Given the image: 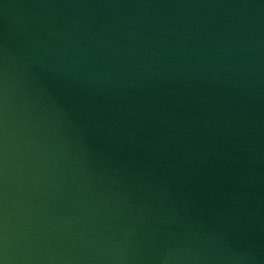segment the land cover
Here are the masks:
<instances>
[{
  "label": "water",
  "instance_id": "water-1",
  "mask_svg": "<svg viewBox=\"0 0 264 264\" xmlns=\"http://www.w3.org/2000/svg\"><path fill=\"white\" fill-rule=\"evenodd\" d=\"M0 264H264V0H0Z\"/></svg>",
  "mask_w": 264,
  "mask_h": 264
}]
</instances>
